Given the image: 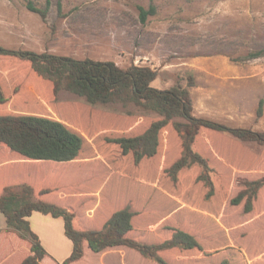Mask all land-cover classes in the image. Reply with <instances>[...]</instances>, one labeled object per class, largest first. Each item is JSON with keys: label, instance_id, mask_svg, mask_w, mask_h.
Instances as JSON below:
<instances>
[{"label": "rangeland", "instance_id": "1", "mask_svg": "<svg viewBox=\"0 0 264 264\" xmlns=\"http://www.w3.org/2000/svg\"><path fill=\"white\" fill-rule=\"evenodd\" d=\"M29 1L47 4L0 0L1 45L112 60L124 68L151 66L158 72L152 82L158 88L177 82L187 86L192 76L197 116L264 132V107L257 114L264 100V0H154L157 11L146 22L140 19L139 6L149 8L151 0H51L46 19L27 7ZM255 52L260 54L253 56ZM0 84L9 99L0 104V114L59 119L84 137L79 157L69 163L18 154L19 160H28L20 164L30 173L28 183L38 193L52 187L48 200L72 208L76 228L100 229L113 212L130 205L136 214L129 236L157 243L178 228L198 240L200 247L161 251L170 264H264V187L248 213L245 199L231 203L244 180L264 176V144L201 128L193 147L213 168L214 194L207 198L208 187L196 180L199 165L182 169L177 182L167 173L183 150L172 123L160 131L157 154L138 164L112 141L141 134L158 114H131L118 104L91 105L65 90L56 94L53 83L29 61L14 56L0 55ZM7 152L12 151L0 148V159ZM34 223L43 246L63 262L69 254L61 256L66 250L58 240L61 226ZM5 225L0 212V227ZM59 245L57 253L52 246ZM124 249L126 257L113 250L104 258L84 242V256L72 264H159L135 249ZM25 251L14 241L0 244L3 264H19ZM42 264L57 263L45 258Z\"/></svg>", "mask_w": 264, "mask_h": 264}, {"label": "trees", "instance_id": "2", "mask_svg": "<svg viewBox=\"0 0 264 264\" xmlns=\"http://www.w3.org/2000/svg\"><path fill=\"white\" fill-rule=\"evenodd\" d=\"M153 1L149 8L139 6L142 22L156 13ZM50 4L51 0H47L46 6L40 7L29 1L27 7L46 19ZM253 54L257 56L260 53ZM0 55L29 61L38 75L53 83L56 94L65 90L83 97L91 105L118 104L127 113L158 114L159 118L141 134L120 136L112 140L120 146L123 155L131 153L136 164L157 154L160 131L172 123L181 138L183 150L181 156L167 169V173L172 181L177 182L182 169L199 165L201 171L196 180L208 187L207 198L214 194L213 168L209 160L193 147L201 128L226 131L241 141L264 144L262 131L197 116L190 91V87L195 86L192 76H189L187 86L177 82L168 88H158L152 85L158 72L147 65L132 64L124 68L112 60L78 59L48 51L13 49L1 44ZM8 100L0 84V104ZM130 107H134V110ZM263 107L264 100L261 99L258 116L263 114ZM83 145L84 137L59 119L36 114H0V146L8 147L25 159L69 163L79 157ZM34 186L28 182L9 184L0 195V212L6 218V228L0 229V234L7 232L10 236L6 240L0 239V244L14 241L24 247L26 251L19 264H42L45 258H51L57 264H72L84 256V242L95 253L126 246L159 264H170L161 256L163 250L200 247L194 235L178 228L173 229L171 237L157 243H147L129 236L134 230L133 217L136 214L130 205L113 212L100 229H78L74 225L75 213L72 208L45 199V196H51L52 187H44L38 193ZM243 186L231 203L239 205L245 199L244 210L248 213L253 208V200L259 190L264 187V176L244 180ZM33 212L63 219L65 235L73 243L71 254L63 262H58L47 251L40 236L33 230L29 220ZM0 262L4 263L2 257Z\"/></svg>", "mask_w": 264, "mask_h": 264}, {"label": "crops", "instance_id": "3", "mask_svg": "<svg viewBox=\"0 0 264 264\" xmlns=\"http://www.w3.org/2000/svg\"><path fill=\"white\" fill-rule=\"evenodd\" d=\"M2 147H6V146H0L1 149H5V151H7V148H2ZM9 149V148H8ZM8 154H6L3 159H0V195L3 192V189L6 185L9 184H14V183H19V182H28L30 179V173L29 171H26V169L21 168L20 164L26 163L28 162V160L26 161H21L18 159V154H13L14 152H7ZM46 199H50V196H45ZM30 222H31V226L33 228L34 231L37 232V234L39 236H41L40 232L37 231L38 229H36L35 227V223L34 222H38L39 221H44L47 224H56V225H60L61 226V232H62V238L61 240H59V244L61 246H64L66 248L65 253H63L61 256L62 258L64 256H67L68 254L70 255L72 250H73V243L72 241L65 235L64 232V221L63 222H59L57 219H52L50 218V215H44L40 212H33V214L30 216L29 218ZM63 220V219H62ZM5 226L0 227V229H5ZM64 233V234H63ZM42 237V236H41ZM9 239L10 236L8 235L7 232H3L0 234V239L2 240H6ZM59 245V246H60ZM60 247H55L52 246L54 250H56L57 253H60ZM125 246H118V247H113V248H109L104 250L103 252H100L99 254L102 253V255L107 256L111 251H121L122 255H124V257H126L127 255V251L124 249ZM62 249V248H61ZM120 249V250H119ZM118 252V253H119ZM63 260V259H61ZM120 264H124L122 262H120Z\"/></svg>", "mask_w": 264, "mask_h": 264}]
</instances>
